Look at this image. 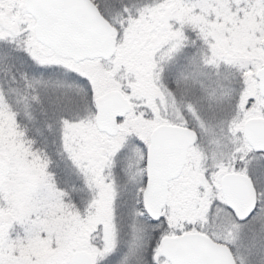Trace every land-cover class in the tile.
Masks as SVG:
<instances>
[{
  "label": "snow or ice",
  "instance_id": "6c2138e0",
  "mask_svg": "<svg viewBox=\"0 0 264 264\" xmlns=\"http://www.w3.org/2000/svg\"><path fill=\"white\" fill-rule=\"evenodd\" d=\"M0 264H264V0H0Z\"/></svg>",
  "mask_w": 264,
  "mask_h": 264
}]
</instances>
